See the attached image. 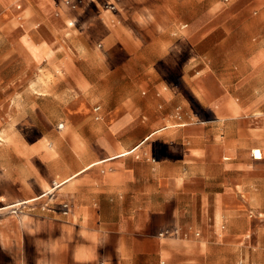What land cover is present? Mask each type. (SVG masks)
<instances>
[{"label":"crops","instance_id":"1","mask_svg":"<svg viewBox=\"0 0 264 264\" xmlns=\"http://www.w3.org/2000/svg\"><path fill=\"white\" fill-rule=\"evenodd\" d=\"M0 264H264V0H0Z\"/></svg>","mask_w":264,"mask_h":264},{"label":"rangeland","instance_id":"2","mask_svg":"<svg viewBox=\"0 0 264 264\" xmlns=\"http://www.w3.org/2000/svg\"><path fill=\"white\" fill-rule=\"evenodd\" d=\"M193 19L199 22V24H200V28H201V26H202V22H203V20H204V18L202 17V15H201V14H198V15H196V17L188 18L187 20H193ZM150 21H153V22H157V21H158V22H160L161 26H162L163 29H164V25H163V23L161 22L160 19L150 18ZM182 26H183V24L180 23V24H179V28H181ZM159 29H161V27H159L158 30H159ZM156 32H157V31H156ZM201 38H202V31H200V34L195 35V40H194L195 44H197L199 41H201ZM180 84H181V83H180ZM255 153H256L257 157H261V156H262V153H261L260 150H256Z\"/></svg>","mask_w":264,"mask_h":264},{"label":"built area","instance_id":"3","mask_svg":"<svg viewBox=\"0 0 264 264\" xmlns=\"http://www.w3.org/2000/svg\"><path fill=\"white\" fill-rule=\"evenodd\" d=\"M95 110H96V111H99V110H100V107H99V106H98V107H96V108H95Z\"/></svg>","mask_w":264,"mask_h":264},{"label":"bare ground","instance_id":"4","mask_svg":"<svg viewBox=\"0 0 264 264\" xmlns=\"http://www.w3.org/2000/svg\"><path fill=\"white\" fill-rule=\"evenodd\" d=\"M120 155V154H119ZM60 183V182H59ZM48 191V190H47ZM19 204V203H18Z\"/></svg>","mask_w":264,"mask_h":264}]
</instances>
